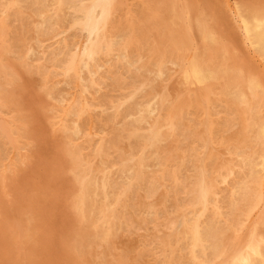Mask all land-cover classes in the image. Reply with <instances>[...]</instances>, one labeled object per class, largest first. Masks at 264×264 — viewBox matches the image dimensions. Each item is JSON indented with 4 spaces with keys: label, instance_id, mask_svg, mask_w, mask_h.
<instances>
[{
    "label": "rangeland",
    "instance_id": "1",
    "mask_svg": "<svg viewBox=\"0 0 264 264\" xmlns=\"http://www.w3.org/2000/svg\"><path fill=\"white\" fill-rule=\"evenodd\" d=\"M228 1L231 4H228ZM237 1L238 0H216V2L215 0H211V1L203 0L202 2L200 0H181V1L180 0H161V1L160 0H148V2L147 0H35V1L34 0H15V1L14 0L13 1L0 0V7H1L0 15L5 17L3 18L2 16H0V22H1L0 24L2 25L0 26V50H1L0 65L2 64V66H8V68L10 69V70L9 69L4 70V73L2 72L0 74V78H1L0 83L2 84V88L0 87L1 89L0 96L2 97V101H0V114H1L0 115L1 117L0 118V132H1L0 133V154H1L0 158L4 162L2 163V161L0 160V169H1L0 170L1 171L0 172L1 174L0 175V264H49V263L59 264L61 261L62 262L60 264H67V262L68 264L70 263L71 264H91V263L92 264H100V263L101 264H115V263L116 264H128V263L129 264H200V263L201 264H258L260 263V259L255 255V252L263 251L262 253L264 254V237H263L264 236L263 235L264 234V220H263L264 219V201H263L264 199H262V197L264 198V192H263L264 186H262L261 179H259L261 175V171L259 167H260L261 161L264 159V142H263L264 135H262L264 134V127H263L264 126V122H263L264 120V84H263L264 83L263 81L264 80V66H263L264 65V62H263L264 55H262L263 54L262 51L259 52L258 50H255L252 46L248 45L245 39V33L243 31L244 30L243 20L241 19V17H239V15H237L238 14L237 6L242 3L241 6L245 4L243 8H246L247 6H249V8L250 7L254 8L256 11L259 12L261 16L263 15V18H264V8H263L264 1L263 0H254V1L253 0H246V1L239 0L238 4H237ZM169 2L171 3V6L169 5L170 4ZM74 4L77 6H75ZM5 5L7 6L5 7ZM206 6L209 9H207ZM13 7L16 9H14ZM19 7L21 8L19 9ZM28 7H31V9ZM202 7L206 10H203ZM225 8L226 10H229L227 13H226ZM235 9L237 13L233 16V14L235 13L234 12ZM30 10H32L33 12ZM146 10H149V11H146ZM231 10L233 11L231 12ZM1 11L3 12L1 13ZM169 11L171 12V14H169L170 13ZM183 11L185 12V14ZM221 11H223L222 12L223 14L221 13ZM203 12H205V14H203ZM8 13L9 15L5 16ZM149 14L151 16H149ZM155 14L157 15L156 16L157 19L155 18ZM217 15H219V18ZM222 15H223V18H222ZM201 16H203V18H200ZM214 17H216V19ZM70 18L71 20L72 19L73 20L71 21ZM206 18L208 19V21ZM47 20H50V22ZM229 20L231 22L227 25ZM44 21L48 22V24L45 23ZM56 21L58 22L55 23ZM216 21L218 24L220 23L221 24L220 25L216 24ZM5 24H7L6 27H3L5 26ZM39 24L41 25L42 28L40 27ZM49 25L51 26L53 25L54 27H51ZM232 25L234 28H231ZM190 26L192 27L190 28ZM211 26H212V29H211ZM219 26H220V29H219ZM238 26H240V28H238ZM12 29L13 31L11 32ZM234 29H236V32ZM54 30H56L57 33L56 31L53 32ZM151 30H153V32ZM218 30L220 31V34ZM228 30L231 34L227 33ZM239 31L241 33H239ZM48 33H49V37H48ZM178 33L180 36L178 35ZM185 34L187 35V37ZM71 35L72 36L74 35L75 37L74 36L72 37ZM238 35L239 36L241 35V37H239ZM155 36H156V39H155ZM118 37L122 39V41L119 40ZM224 39H226L225 43L227 45H225ZM167 40L169 41V44ZM53 41H55V43ZM34 42H37V43H34ZM160 42H161V45H160ZM162 43L164 44V46H162L163 45ZM194 43H197V44L194 45ZM218 43H219V46H218ZM236 44H237V47H236ZM208 45H210V47ZM116 46H118L117 47L118 50H116L117 49ZM36 47L38 48V50L36 49ZM79 48L81 49V51ZM229 48L231 51L230 53H229ZM182 49H183V52H181ZM208 49H209V52H208ZM231 49L234 51V53ZM47 50H48V53H47ZM52 50L55 53H53ZM227 50H228V53H227ZM4 51H6L7 53H5ZM244 52L246 53V55H244L245 54ZM29 53L31 56L29 55ZM196 53H198V55H196ZM254 53L257 54L256 56L257 59L255 58ZM135 55H138V56H135ZM250 56H254V57L251 58ZM115 57H117L118 59ZM20 58L22 62L19 60ZM125 58L127 60V64L124 63ZM253 58H254V61H253ZM87 59H91V65L93 66V70H95L96 68L100 66H103L102 68L103 72L101 71V73L95 79L92 78L91 75L84 68L83 64L85 63ZM95 59H97V61ZM59 60H61V62L64 61L63 64L60 63ZM132 60H134L133 63H132ZM260 60L262 63L260 62ZM16 61H18L17 64H16ZM52 61L54 62V65ZM119 61L121 64L119 63ZM173 63L176 65H173ZM25 64H28V65H25ZM130 65H132V67H130ZM193 65L195 69L198 71L208 72L210 73V75L213 73L212 77L210 76L211 78H209L208 80H198V81L193 80L195 82V84H193L194 82L192 80L191 81L187 80V76L191 73L190 70L192 69ZM30 66H31V69L34 67L32 69L33 72L31 74L26 72L28 67L30 68ZM248 66H250V68ZM61 67L64 69H62ZM227 67L228 69H226ZM156 70L158 72L161 70L160 72H162L161 73L162 77L157 78V79L156 78L154 79V77H152L153 73ZM167 70H169L168 75L166 72ZM188 70L190 73L188 72ZM242 70L244 71V73ZM157 71L155 73H157ZM214 71L216 74L214 73ZM228 71H231V73ZM241 72L243 73L242 74L243 76L241 75ZM10 73L12 74V78L10 76L11 75ZM41 73L44 76L42 77L44 79H41V76H42ZM138 74L140 77H138ZM14 75L16 76V80L13 77ZM213 75H215L216 78ZM9 77L10 79H8ZM217 77H220V78H217ZM137 78H139L140 82ZM38 79L40 80L41 83H39ZM65 79H67L68 81ZM109 79L112 81H109ZM104 81L106 82L105 84H104ZM210 81L211 83H209ZM89 83L90 85H88ZM189 83L192 86H190ZM54 84L56 85L54 86ZM176 84H178L179 87ZM93 85H94V89L93 88L91 89L90 87ZM80 87L81 88L83 87V89H80ZM152 87L153 88L155 87V89H153ZM25 88L28 91H26ZM29 88L31 90H29ZM48 88H50V90H48ZM148 88H150V90ZM96 91L98 92V94L96 93ZM3 92L5 96H3ZM154 92L156 93L154 94ZM84 93L85 95H81ZM21 95H22V98H21ZM236 95H237V98H236ZM13 97H15V99ZM27 97L28 99L26 100ZM64 97L66 98L64 99ZM107 97L109 99H107ZM121 98H123V100H121ZM11 99L14 102H12ZM236 99H237V102H236ZM21 100L24 102H21ZM108 103H111V104L109 105ZM15 104H18V105L15 106ZM23 104H24L23 108H25L26 110L24 113H23L24 110L22 108ZM59 104L61 106L58 107V109H56V107L59 106ZM75 104L77 105V107ZM128 104H129V107H128ZM144 104L146 105L144 106ZM11 105H14L13 107L16 108V111H14V108ZM47 106H48V109H47ZM44 107H45L44 113L46 114H42ZM179 107H181L180 110H179ZM3 108L4 110L5 109L6 110L4 111ZM36 108L38 109L37 112L35 111ZM67 108L69 109L68 111L64 110ZM220 108L222 111H220ZM20 109L21 111H19ZM71 109L73 112H75V115L71 113ZM127 109H129V111ZM154 109L155 111H153ZM228 111L229 113H227ZM57 112L59 113V115ZM9 113L11 115H9ZM158 113H159V116H158ZM144 114L146 115L144 116ZM47 115H49L50 118H46ZM60 115H61V118L63 117L62 120L60 117L58 118V116ZM258 115H259L260 120L258 119ZM55 116H56V119H55ZM68 116H70L69 119H68ZM8 117L9 119H7ZM13 117L16 118V120ZM32 117L33 119L36 117L35 118L36 120L35 119L33 120ZM124 117L126 121L124 120ZM137 117H139V120ZM20 118L22 120H20ZM134 118L136 119L134 120ZM236 118L239 120H236ZM24 120L26 123H24ZM54 120L56 123H54ZM13 121L15 124L13 123ZM133 121H135V123ZM157 121H158V124H157ZM160 121H163V122H160ZM131 124L133 126H131ZM59 125L60 127H58ZM25 126H27V128ZM18 128L19 129L21 128L20 131H22L23 133L22 138H21ZM90 128L91 129L93 128V129L91 130ZM24 129L27 130L28 132L25 131ZM57 129L60 131H58ZM32 131L33 132L36 131V132L33 133ZM59 132L60 133L62 132V133L60 134ZM99 133L101 136L98 135ZM144 133L147 135H145ZM160 133L162 134V137ZM196 133L200 135L199 136L197 135L198 136L197 137ZM214 134L215 135L217 134V135L215 136ZM62 136L63 138H61ZM124 136L125 138H123ZM53 137H56V139ZM80 137L81 139H79ZM134 138H136L137 140ZM155 138L157 140H155ZM104 139L106 140L105 142H104ZM131 139L132 141L134 139V141L132 142ZM28 140L33 141L32 145L34 143L35 144L33 146L30 145L31 143ZM106 142L108 143V145ZM118 142L120 144L122 142L123 145L118 144ZM139 142H140V145L142 143L143 144L140 146ZM23 143H25V147ZM11 144H13L14 147ZM57 144H59L60 147ZM115 144L116 146H113ZM64 145L66 147H64ZM131 145L133 148L131 147ZM19 147H22V148H19ZM21 149L22 151H20ZM92 150H94V152H92ZM134 150H135V153H133ZM140 151H141V154H140ZM22 152L24 154H22ZM26 152H27V155H26ZM114 153L115 154L117 153V154L114 155ZM137 153H138V156L136 155ZM127 155H129L130 157ZM62 157H65V159ZM139 157H140V160H139ZM202 157L203 158L205 157V158L203 159ZM14 158H16V160ZM116 158L118 159L119 162H117ZM63 159L64 161H62ZM19 160L20 162L22 160V162L20 163ZM75 160H78V161H75ZM148 161L149 163L151 162L153 164L152 165L151 163L149 164ZM24 162L25 163L27 162V163L23 164ZM103 162L104 163L106 162V163L104 164ZM106 165H108L109 167ZM255 166L256 168H254ZM17 167L18 169H16ZM5 168H7V170ZM6 171L8 173H6ZM101 171L103 173H101ZM124 171L125 172L127 171V172L125 173ZM62 172L64 173V176H62L63 174ZM96 172L98 173V175ZM209 172H210V175H209ZM146 180L148 182H146ZM65 181L68 183H66ZM90 182L91 183L93 182V183L91 184ZM72 183H75V184H72ZM148 187L150 189H148ZM154 188H156L157 190L156 189L154 190ZM105 192L108 195H106ZM108 192H112V193H108ZM69 193L71 194V196ZM74 194H75V197H74ZM77 194H79L78 198H77ZM114 194L116 195L114 196ZM117 194L119 196H117ZM73 199L75 200L73 201ZM86 199L90 203L87 209H85V203H86L85 201H87ZM99 199H100V202H99ZM61 200L62 202H60ZM93 201H95L96 204ZM208 202H210V204ZM143 203L145 204L143 205ZM66 205L67 207H69V209L66 207ZM47 206L49 207V209ZM72 209L74 212L72 211ZM37 211L39 213H37ZM42 211H43V214H41ZM81 214H83V216ZM38 215H40V218ZM63 215L66 218V220H64L65 218L63 217ZM51 216H53V218ZM86 217L89 218L88 221ZM30 220H32L31 221L32 223H30ZM84 222L85 224H83ZM92 223H95V224H92ZM79 225L81 226V229H85L88 231H90L91 229H95V232L91 230L92 233H94V236L91 234L89 237L83 240L84 242L82 241L78 243V246L75 247L76 249H74L73 253L69 255L67 251L69 239L72 236L74 230L77 231L80 229ZM83 226H87V227H83ZM28 227H32V229L30 230ZM1 228L3 230H1ZM133 229L135 232L133 231ZM57 230L59 233L57 232ZM15 231L17 234H15ZM32 231H34L33 236L31 234ZM50 231H54V232L52 233ZM62 232H63V236H61ZM27 239H29L30 241ZM59 239H61L62 241ZM93 239L95 240L94 242H93ZM6 240H8L9 243L6 242ZM91 240L93 243L90 242ZM110 240H111V243H110ZM21 242H23L24 244ZM242 245L243 247H241ZM42 246L44 248H42ZM82 246L84 249L82 248ZM95 246L97 247L95 248ZM32 247H34V249ZM231 247H233V249ZM13 248L15 249L13 250ZM208 248L211 250H209ZM40 249H43V250L41 251ZM21 251H23V254ZM31 251L32 253H30ZM82 251H86V252H82ZM80 252H82L83 254ZM30 254L32 256H30ZM90 254L92 256H90ZM63 255L64 257H62ZM24 256H27V257L25 258ZM77 257H80V258L77 259ZM222 261H224V263Z\"/></svg>",
    "mask_w": 264,
    "mask_h": 264
},
{
    "label": "bare ground",
    "instance_id": "2",
    "mask_svg": "<svg viewBox=\"0 0 264 264\" xmlns=\"http://www.w3.org/2000/svg\"><path fill=\"white\" fill-rule=\"evenodd\" d=\"M11 1H13V0H11ZM15 1V0H14ZM35 1V0H34ZM161 1V0H160ZM181 1V0H180ZM201 2L203 1V0H200ZM211 1V0H210ZM239 1V0H238ZM238 1H237V4H238ZM241 1H243V0H241ZM246 1V0H245ZM244 1V2H245ZM254 1V0H253ZM264 1V0H263ZM10 2V1H9ZM23 2V1H22ZM31 2V1H30ZM45 2V1H44ZM49 2V1H48ZM56 2V1H55ZM146 2V1H145ZM147 2H148V0H147ZM151 2V1H150ZM193 2V1H192ZM215 2H216V0H215ZM218 2V1H217ZM226 2V1H225ZM81 3V2H80ZM142 3V2H141ZM162 3H164V2H162ZM167 3H168V1H167ZM170 3V2H169ZM206 3V2H205ZM234 3V2H233ZM247 3H248V1H247ZM6 4V3H5ZM14 4V3H13ZM36 4H37V2H36ZM146 4V3H145ZM157 4V3H156ZM186 4V3H185ZM201 4V3H200ZM204 4V3H203ZM212 4H213V2H212ZM219 4V3H218ZM225 4V3H224ZM228 4H231V3H229V1H228ZM242 4V3H241ZM241 4H239L237 7H238V14L237 15H239V17H241V19L243 20V24H244V33H245V39H246V41H247V43H248V45H250V46H252L255 50H258L259 52H263V54L262 55H264V18H263V15L261 16L260 14H259V12L258 11H256L254 8H249V6H247L246 8H243L244 7V5L245 4H243V6H241ZM251 4V3H250ZM263 4V3H262ZM1 5H3V4H1ZM28 5V4H27ZM40 5V4H39ZM75 5V4H74ZM115 5V4H114ZM167 5V4H166ZM170 6H171V3L169 4ZM194 5V4H193ZM199 5V4H198ZM208 5H210V4H208ZM222 5V4H221ZM235 5H236V3H235ZM253 5H255V4H253ZM257 5V4H256ZM7 5H5V7H6ZM30 6V5H29ZM44 6H46V5H44ZM56 6H57V4H56ZM73 6V5H72ZM75 6H77V5H75ZM147 6V5H146ZM168 6V5H167ZM176 6V5H175ZM186 6V5H185ZM202 6H204V5H202ZM212 6V5H211ZM218 6V5H217ZM232 6H234V5H232ZM251 6V5H250ZM3 7V6H2ZM4 7V8H5ZM34 7V6H33ZM53 7V6H52ZM87 7V6H86ZM193 7V6H192ZM1 8V7H0ZM3 8V9H4ZM14 8V7H13ZM21 7H19V9H20ZM28 8H30L31 9V7H28ZM61 8V7H60ZM77 8V7H76ZM172 8H173V6H172ZM200 8V7H199ZM203 8V7H202ZM206 8L207 9H209L207 6H206ZM220 8V7H219ZM218 8V9H219ZM258 8V7H257ZM261 8V7H260ZM264 8V7H263ZM14 9H16V8H14ZM24 9H25V7H24ZM27 9V8H26ZM33 9V8H32ZM58 9V8H57ZM88 9H89V7H88ZM128 9V8H127ZM145 9V8H144ZM164 9V8H163ZM195 9V8H194ZM224 9V8H223ZM234 9V8H233ZM259 9V8H258ZM44 10V9H43ZM52 10V9H51ZM69 10V9H68ZM124 10V9H123ZM122 10V11H123ZM129 10V9H128ZM151 10V9H150ZM172 10V9H171ZM175 10V9H174ZM173 10V11H174ZM178 10V9H177ZM192 10V9H191ZM203 10H206V9H204L203 8ZM213 10H215V9H213ZM225 10H226V8H225ZM23 11V10H22ZM28 11V10H27ZM30 11H32V10H30ZM37 11H38V9H37ZM146 11H149V10H146ZM145 11V12H146ZM160 11V10H159ZM158 11V12H159ZM193 11V10H192ZM209 11H211V10H209ZM229 10H226V13L228 12ZM233 10H231V12H232ZM3 11H1V13H2ZM9 12H11V11H9ZM33 12V11H32ZM50 12V11H49ZM67 12V11H66ZM142 12H143V10H142ZM170 12V11H169ZM184 12V11H183ZM188 12H189V10H188ZM199 12V11H198ZM208 12V11H207ZM223 11H221V13H222ZM230 12V13H231ZM235 13L233 14V16L237 13L236 12V9H235V11H234ZM19 13V12H18ZM46 13V12H45ZM117 13V12H116ZM125 13H126V11H125ZM182 13V12H181ZM196 13V12H195ZM219 13H220V11H219ZM11 14V13H10ZM37 14V13H36ZM67 14V13H66ZM72 14V13H71ZM143 14V13H142ZM145 14V13H144ZM152 14V13H151ZM167 14H168V12H167ZM169 14H171V12L169 13ZM184 14H185V12H184ZM183 14V15H184ZM203 14H205V12H203ZM209 14H211V13H209ZM223 14V13H222ZM9 15V13L7 14V15H5V16H8ZM18 15V14H17ZM47 15V14H46ZM163 15V14H162ZM174 15H176V14H174ZM181 15V14H180ZM236 15V16H237ZM0 16H2V15H0ZM131 16V15H130ZM133 16H134V14H133ZM149 16H151L150 14H149ZM156 14H155V18H156ZM171 16V15H170ZM179 16V15H178ZM185 16V15H184ZM212 16V15H211ZM218 16V18H219V15H217ZM3 17V16H2ZM40 17V16H39ZM44 17V16H43ZM71 17V16H70ZM112 17V16H111ZM120 17V16H119ZM118 17V18H119ZM152 17H153V15H152ZM168 17H169V15H168ZM174 17V16H173ZM177 17V16H176ZM180 17V16H179ZM207 17V16H206ZM3 18H5V17H3ZM67 18V17H66ZM133 18V17H132ZM132 18H130V19H132ZM159 18V17H158ZM181 18V17H180ZM183 18V17H182ZM189 18V17H188ZM191 18V17H190ZM200 18H203V16H201ZM199 18V19H200ZM205 18V17H204ZM215 19H216V17H214ZM222 18H223V15H222ZM226 18V17H225ZM229 18V17H228ZM51 19V18H50ZM69 19V18H68ZM157 19V18H156ZM170 19V18H169ZM194 19V18H193ZM195 19H196V17H195ZM207 19V18H206ZM240 19V18H239ZM14 20V19H13ZM54 20V19H53ZM70 20H71V18H70ZM73 20V19H72ZM71 20V21H72ZM77 20V19H76ZM147 20V19H146ZM153 20H154V18H153ZM161 20V19H160ZM178 20H179V18H178ZM183 20V19H182ZM191 20V19H190ZM218 20V19H217ZM231 20V19H230ZM229 20V22L227 23V25L231 22ZM47 21H49L50 22V20H47ZM197 21V20H196ZM207 21H208V19H207ZM220 21V20H219ZM233 21V20H232ZM10 22V21H9ZM45 22V21H44ZM58 21H56L55 23H57ZM64 22V21H63ZM70 22V21H69ZM131 22V21H130ZM174 22V21H173ZM187 22H188V20H187ZM223 22V21H222ZM241 22V21H240ZM1 23V22H0ZM2 23H3V21H2ZM7 23V22H6ZM27 23V22H26ZM45 23H47L48 24V22H45ZM111 23V22H110ZM137 23V22H136ZM180 23V22H179ZM184 23V22H183ZM191 23V22H190ZM220 23V22H219ZM225 23V22H224ZM223 23V24H224ZM31 24H32V22H31ZM169 24V23H168ZM175 24H177V23H175ZM174 24V25H175ZM193 24V23H192ZM198 24V23H197ZM196 24V25H197ZM201 24H202V22H201ZM200 24V25H201ZM208 24V23H207ZM216 24H218L217 23V21H216ZM221 24V23H220ZM220 24H218V25H220ZM6 25L7 24H5V26H3V27H6ZM40 25V24H39ZM65 25V24H64ZM66 25H68V24H66ZM96 25V24H95ZM111 25V24H110ZM132 25V24H131ZM143 25V24H142ZM179 25H181V24H179ZM215 25V24H214ZM217 25V26H218ZM239 25V24H238ZM0 26H2L1 24H0ZM36 26V25H35ZM48 26V25H47ZM49 26H51V25H49ZM73 26V25H72ZM113 26V25H112ZM111 26V27H112ZM133 26V25H132ZM150 26V25H149ZM166 26V25H165ZM171 26V25H170ZM177 26V25H176ZM189 26V25H188ZM193 26V25H192ZM192 26H190V28L192 27ZM204 26V25H203ZM242 26V25H241ZM40 27H41V25H40ZM51 27H54L53 25L51 26ZM144 27V26H143ZM201 27V26H200ZM231 27V26H230ZM7 28H8V26H7ZM42 28V27H41ZM121 28V27H120ZM163 28V27H162ZM172 28H173V26H172ZM180 28V27H179ZM188 28V27H187ZM206 28V27H205ZM214 28V27H213ZM231 28H234L233 27V25H232V27ZM238 28H240V26H238ZM3 29H5V28H3ZM66 29V28H65ZM146 29V28H145ZM170 29V28H169ZM211 29H212V26H211ZM211 29H210V31H211ZM218 29V28H217ZM219 29H220V26H219ZM2 30V29H1ZM39 30V29H38ZM46 30H47V28H46ZM112 30V29H111ZM126 30V29H125ZM159 30V29H158ZM173 30V29H172ZM175 30H176V28H175ZM180 30V29H179ZM192 30H194V29H192ZM200 30V29H199ZM203 30V29H202ZM235 30V32H236V29H234ZM3 31V30H2ZM13 31V29L11 30V32ZM20 31V30H19ZM31 31V30H30ZM29 31V32H30ZM43 31H44V29H43ZM56 30H54L53 32H55ZM95 31V30H94ZM145 31V30H144ZM152 32H153V30H151ZM174 31V30H173ZM190 31V30H189ZM213 31V30H212ZM217 31V30H216ZM219 31V30H218ZM232 31V30H231ZM28 32V33H29ZM49 32V31H48ZM61 32V31H60ZM59 32V33H60ZM152 32H151V34H152ZM175 32V31H174ZM203 32V31H202ZM205 32H206V30H205ZM222 32H223V30H222ZM56 33H57V31H56ZM91 33V32H90ZM144 33V32H143ZM181 33V32H180ZM199 33H200V31H199ZM227 33H229V34H231L230 32H229V30H228V32ZM239 33H241L240 31H239ZM23 34H24V32H23ZM43 34V33H42ZM44 34H45V32H44ZM92 34V33H91ZM125 34V33H124ZM162 34V33H161ZM166 34V33H165ZM192 34V33H191ZM219 34H220V31H219ZM225 34V33H224ZM60 35V34H59ZM99 35V34H98ZM120 35V34H119ZM175 35V34H174ZM178 35H179V33H178ZM186 35V34H185ZM195 35V34H194ZM44 36V35H43ZM72 36V35H71ZM74 36V35H73ZM72 36V37H73ZM180 36V35H179ZM212 36H213V34H212ZM215 36H216V34H215ZM215 36H214V38H215ZM219 36V35H218ZM234 36H235V34H234ZM239 36V35H238ZM25 37V36H24ZM48 37H49V33H48ZM75 37V36H74ZM125 37H126V35H125ZM159 37V36H158ZM166 37V36H165ZM174 37V36H173ZM182 37V36H181ZM186 37H187V35H186ZM206 37V36H205ZM229 37V36H228ZM239 37H241V35L239 36ZM239 37H238V39H239ZM243 37V36H242ZM56 38V37H55ZM79 38V37H78ZM86 38H87V36H86ZM89 38H90V36H89ZM116 38V37H115ZM137 38V37H136ZM150 38V37H149ZM178 38V37H177ZM184 38H185V36H184ZM193 38V37H192ZM194 38H195V36H194ZM203 38H204V36H203ZM227 38V37H226ZM231 38V37H230ZM235 38V37H234ZM2 39V38H1ZM19 39V38H18ZM23 39V38H22ZM30 39V38H29ZM38 39H39V37H38ZM69 39V38H68ZM93 39V38H92ZM100 39V38H99ZM118 39L119 40H121L122 41V39H120L119 37H118ZM146 39V38H145ZM155 39H156V36H155ZM154 39V40H155ZM169 39V38H168ZM221 39V38H220ZM232 39V38H231ZM8 40V39H7ZM28 40V39H27ZM62 40H63V38H62ZM67 40V39H66ZM84 40H86V39H84ZM107 40V39H106ZM118 40V41H119ZM125 40H126V38H125ZM183 40V39H182ZM185 40V39H184ZM203 40V39H202ZM210 40V39H209ZM226 39H224V43L226 42L225 41ZM228 40V39H227ZM4 41V40H3ZM19 41H21V40H19ZM36 41V40H35ZM56 41H57V39H56ZM70 41V40H69ZM72 41V40H71ZM89 41V40H88ZM108 41V40H107ZM168 41V40H167ZM186 41H187V39H186ZM234 41V40H233ZM242 41H243V39H242ZM241 41V42H242ZM5 42V41H4ZM15 42V41H14ZM54 43H55V41H53ZM60 42H62V41H60ZM59 42V43H60ZM64 42V41H63ZM125 42V41H124ZM142 42V41H141ZM203 42V41H202ZM231 42V41H230ZM238 42V41H237ZM8 43H9V41H8ZM34 43H37V42H34ZM98 43V42H97ZM156 43V42H155ZM199 43V42H198ZM223 43V44H224ZM3 44V43H2ZM49 44V43H48ZM58 44V43H57ZM75 44V43H74ZM84 44V43H83ZM163 44V43H162ZM168 44H169V41H168ZM197 43H194V45H196ZM229 44V43H228ZM232 44V43H231ZM244 44V43H243ZM246 44V43H245ZM22 45V44H21ZM26 45V44H25ZM50 45V44H49ZM160 45H161V42H160ZM193 45V46H194ZM200 45V44H199ZM203 45V44H202ZM222 45V44H221ZM225 45H227L226 43H225ZM233 45V44H232ZM2 46V45H1ZM10 46V45H9ZM58 46V45H57ZM85 46H87V45H85ZM85 46H83V47H85ZM122 46V45H121ZM162 46H164V44L162 45ZM204 46V45H203ZM209 47H210V45H208ZM218 46H219V43H218ZM246 46V45H245ZM45 47H47V46H45ZM53 47V46H52ZM82 47V48H83ZM118 46H116V48H117ZM206 47V46H205ZM204 47V48H205ZM212 47V46H211ZM214 47V46H213ZM228 47V46H227ZM236 47H237V44H236ZM3 48V47H2ZM11 48V47H10ZM13 48V47H12ZM21 48H22V46H21ZM50 48V47H49ZM69 48V47H68ZM75 48V47H74ZM161 48V47H160ZM160 48H159V50H160ZM190 48V47H189ZM193 48V47H192ZM200 48V47H199ZM203 48V47H202ZM221 48V47H220ZM224 48V47H223ZM9 49V48H8ZM7 49V50H8ZM34 49H35V47H34ZM36 49L38 50V48L36 47ZM41 49V48H40ZM55 49H56V47H55ZM80 49V48H79ZM98 49H99V47H98ZM139 49V48H138ZM137 49V50H138ZM187 49V48H186ZM195 49V48H194ZM228 49V48H227ZM235 49V48H234ZM245 49H246V47H245ZM6 50V51H7ZM44 50V49H43ZM73 50V49H72ZM116 50H118V48L116 49ZM115 50V51H116ZM206 50V49H205ZM232 50V49H231ZM238 50V49H237ZM6 51H4L5 53H7ZM50 51V50H49ZM53 51V50H52ZM63 51V50H62ZM80 51H81V49H80ZM140 51H142V50H140ZM164 51V50H163ZM186 51V50H185ZM188 51H189V49H188ZM220 51V50H219ZM233 51V50H232ZM0 52H1V50H0ZM35 52V51H34ZM42 52V51H41ZM104 52V51H103ZM160 52V51H159ZM181 52H183V49H182V51ZM200 52V51H199ZM206 52V51H205ZM205 52H204V54H205ZM208 52H209V49H208ZM214 52V51H213ZM231 51H230V48H229V53H230ZM250 52V51H249ZM252 52V51H251ZM11 53V52H10ZM27 53V52H26ZM38 53V52H37ZM47 53H48V50H47ZM53 53H55L54 51H53ZM113 53V52H112ZM156 53V52H155ZM194 53V52H193ZM227 53H228V50H227ZM226 53V54H227ZM233 53H234V51H233ZM232 53V54H233ZM239 53V52H238ZM237 53V54H238ZM245 53V52H244ZM258 53V52H257ZM34 54V53H33ZM41 54V53H40ZM43 54V53H42ZM122 54V53H121ZM130 54V53H129ZM140 54V53H139ZM151 54V53H150ZM202 54H203V52H202ZM253 54V53H252ZM259 54V53H258ZM29 55H30V53H29ZM59 55V54H58ZM58 55H57V57H58ZM79 55V54H78ZM102 55H103V53H102ZM144 55V54H143ZM196 55H198V53H196ZM223 55V54H222ZM225 55V54H224ZM244 55H246V53L244 54ZM254 55H255V58L257 59V54H255L254 53ZM4 56V55H3ZM7 56V55H6ZM11 56V55H10ZM25 56V55H24ZM31 56V55H30ZM36 56V55H35ZM42 56V55H41ZM64 56V55H63ZM62 56V57H63ZM118 56V55H117ZM135 56H138V55H135ZM147 56V55H146ZM160 56V55H159ZM200 56V55H199ZM206 56V55H205ZM260 56V55H259ZM2 57V56H1ZM33 57V56H32ZM48 57H49V55H48ZM66 57V56H65ZM98 57V56H97ZM112 57V56H111ZM133 57V56H132ZM152 57V56H151ZM155 57V56H154ZM183 57H184V55H183ZM197 57V56H196ZM207 57V56H206ZM216 57V56H215ZM223 57V56H222ZM232 57V56H231ZM241 57V56H240ZM247 57V56H246ZM251 58L252 57H254V56H250ZM261 57V56H260ZM8 58V57H7ZM9 58H11V57H9ZM36 58V57H35ZM35 58H33V59H35ZM42 58V57H41ZM46 58V57H45ZM56 58V57H55ZM107 58V57H106ZM115 58H117V57H115ZM119 58H120V56H119ZM138 58V57H137ZM182 58V57H181ZM220 58H221V56H220ZM245 58V57H244ZM248 58V57H247ZM263 58V57H262ZM13 59V58H12ZM29 59H30V57H29ZM37 59H39V58H37ZM100 59V58H99ZM118 59V58H117ZM198 59V58H197ZM204 59V58H203ZM229 59V58H228ZM241 59V58H240ZM250 59V58H249ZM255 59V60H256ZM260 59V58H259ZM8 60V59H7ZM21 62H22V60H21V58L19 59ZM48 60V59H47ZM96 61H97V59H95ZM147 60H148V58H147ZM176 60V59H175ZM201 60V59H200ZM210 60H211V58H210ZM222 60V59H221ZM235 60V59H234ZM248 60V59H247ZM246 60V61H247ZM6 61V60H5ZM15 61V60H14ZM24 61V60H23ZM40 61V60H39ZM60 61V63H62L63 64V62H61V60H59ZM99 61V60H98ZM133 61L134 60H132V63H133ZM152 61V60H151ZM178 61V60H177ZM183 61V60H182ZM181 61V62H182ZM192 61V60H191ZM216 61V60H215ZM253 61H254V58H253ZM257 61V60H256ZM1 62V61H0ZM2 62H3V60H2ZM37 62V61H36ZM44 62H45V60H44ZM53 62V61H52ZM58 62V61H57ZM67 62V61H66ZM113 62V61H112ZM111 62V63H112ZM169 62V61H168ZM207 62H208V60H207ZM213 62V61H212ZM220 62H222V61H220ZM227 62V61H226ZM260 62H261V60H260ZM264 62V61H263ZM5 63V62H4ZM18 63V61H16V64ZM95 63V62H94ZM103 63V62H102ZM106 63V62H105ZM114 63H115V61H114ZM119 63H120V61H119ZM124 63L125 64H127V60H126V58L124 59ZM135 63V62H134ZM176 63V62H175ZM187 63V62H186ZM192 63V62H191ZM249 63V62H248ZM250 63H252V62H250ZM262 63V62H261ZM108 64V63H107ZM121 64V63H120ZM193 64H195V63H193ZM215 64V63H214ZM258 64V63H257ZM4 65V64H3ZM20 65V64H19ZM25 65H28V64H25ZM47 65H48V63H47ZM53 65H54V62H53ZM57 65V64H56ZM61 65V64H60ZM84 65V68H85V70H87V72L91 75V77L92 78H97L98 77V75L101 73V71L103 72V70H102V68H103V66H100V67H98V68H96L95 70H93V66L91 65V59H87L86 61H85V63L83 64ZM116 65H117V63H116ZM148 65V64H147ZM160 65V64H159ZM165 65V64H164ZM163 65V66H164ZM173 65H176V64H174L173 63ZM255 65V64H254ZM13 66V65H12ZM23 66V65H22ZM36 66H37V64H36ZM45 66V65H44ZM43 66V67H44ZM109 66H111V65H109ZM108 66V67H109ZM113 66H114V64H113ZM162 66V65H161ZM167 66V65H166ZM210 66V65H209ZM213 66V65H212ZM264 66V65H263ZM25 67V66H24ZM23 67V68H24ZM46 67V66H45ZM52 67V66H51ZM58 67V66H57ZM78 67V66H77ZM122 67V66H121ZM130 67H132V65H130ZM149 67V66H148ZM155 67V66H154ZM160 67V66H159ZM179 67V66H178ZM187 67V66H186ZM249 68H250V66H248ZM255 67V66H254ZM34 68V67H33ZM32 68V69H33ZM37 68V67H36ZM42 68V67H41ZM40 68V69H41ZM62 68V67H61ZM156 68V67H155ZM182 68V67H181ZM222 68V67H221ZM256 68V67H255ZM7 69H9L8 68V66H2V64L0 65V74L3 72L4 73V70H7ZM25 69V68H24ZM31 69V66H30V68L28 67V69H27V71L26 72H28V73H32L33 72V70ZM38 69V68H37ZM50 69V68H49ZM62 69H64V68H62ZM61 69V70H62ZM79 69V68H78ZM116 69H117V67H116ZM120 69V68H119ZM123 69V68H122ZM133 69V68H132ZM154 69V68H153ZM160 69V68H159ZM165 69V68H164ZM164 69H163V71H164ZM226 69H228V67L226 68ZM257 69V68H256ZM10 70V69H9ZM22 70V69H21ZM45 70V69H44ZM57 70V69H56ZM155 70V69H154ZM182 70V69H181ZM222 70V69H221ZM40 71V70H39ZM42 71V70H41ZM46 71V70H45ZM113 71H115V70H113ZM157 71V70H156ZM155 71V72H156ZM161 71V70H160ZM158 72L157 71V73H153V75H152V77H154V79L156 78H160V77H162L161 75V73L162 72ZM191 71V73L189 72V70H188V72L190 73L188 76H187V80H196V81H198V80H208L209 78H211L212 77V74L210 75V73H208V72H202V71H198V70H196L195 69V67H194V65H193V67H192V69L190 70ZM243 71V70H242ZM258 71V70H257ZM10 72V71H9ZM13 72V71H12ZM36 72H38V71H36ZM80 72V71H79ZM83 72V71H82ZM151 72H152V70H151ZM167 72V75H168V73H169V70H167L166 71ZM165 72V73H166ZM178 72V71H177ZM180 72V71H179ZM225 72V71H224ZM228 72H230L231 73V71H228ZM228 72H227V74H228ZM260 72H261V70H260ZM17 73V72H16ZM24 73V72H23ZM56 73V72H55ZM115 73V72H114ZM148 73V72H147ZM214 73H215V71H214ZM218 73V72H217ZM243 73H244V71H243ZM242 72H241V75L243 74ZM11 74V73H10ZM14 74V73H13ZM80 74V73H79ZM85 74H86V72H85ZM178 74V73H177ZM216 74V73H215ZM236 74V73H235ZM251 74V73H250ZM256 74V73H255ZM7 75V74H6ZM41 75H42V73H41ZM48 75V74H47ZM50 75V74H49ZM90 75H89V77H90ZM104 75V74H103ZM102 75V76H103ZM111 75V74H110ZM132 75H133V73H132ZM131 75V76H132ZM141 75V74H140ZM150 75V74H149ZM173 75V74H172ZM223 75H224V73H223ZM9 76V75H8ZM11 76V78H12V74L10 75ZM36 76H37V74H36ZM52 76V75H51ZM55 76V75H54ZM84 76V75H83ZM88 76V75H87ZM101 76V77H102ZM120 76V75H119ZM127 76V75H126ZM125 76V77H126ZM129 76V75H128ZM142 76H144V75H142ZM171 76V75H170ZM182 76H183V74H182ZM211 76V77H210ZM213 76H215V75H213ZM226 76V75H225ZM233 76V75H232ZM237 76V75H236ZM243 76V75H242ZM248 76V75H247ZM14 78H15V80H16V76L14 75L13 76ZM17 77H18V75H17ZM25 77V76H24ZM42 77H44L43 75L41 76V79H44V78H42ZM113 77H114V75H113ZM138 77H140L139 76V74H138ZM164 77H165V75H164ZM221 77V76H220ZM220 77H217V78H220ZM228 77H230V76H228ZM255 77V76H254ZM21 78V77H20ZM38 78H39V76H38ZM91 78V79H92ZM117 78V77H116ZM119 78V77H118ZM133 78V77H132ZM131 78V79H132ZM144 78V77H143ZM215 78H216V76H215ZM1 79V78H0ZM8 79H10V77L8 78ZM106 79H107V77H106ZM105 79V80H106ZM138 80H139V78H137ZM177 79V78H176ZM11 80H13V79H11ZM65 80H67V79H65ZM82 80H83V78H82ZM135 80V79H134ZM149 80H151V79H149ZM168 80V79H167ZM246 80V79H245ZM4 81V80H3ZM18 81V80H17ZM21 81V80H20ZM19 81V82H20ZM38 81H39V83H41L40 82V80L38 79ZM48 81H49V79H48ZM68 81V80H67ZM102 81V80H101ZM108 81V80H107ZM109 81H112V80H110L109 79ZM128 81V80H127ZM130 81V80H129ZM136 81V80H135ZM141 81H142V79H141ZM193 81V82H194ZM218 81V80H217ZM264 81V80H263ZM11 82V81H10ZM16 82V81H15ZM18 82V83H19ZM27 82H28V80H27ZM65 82V81H64ZM63 82V83H64ZM82 82V81H81ZM86 82H87V80H86ZM117 82V81H116ZM122 82H123V80H122ZM139 82H140V80H139ZM154 82H155V80H154ZM162 82V81H161ZM208 82V81H207ZM219 82H220V80H219ZM262 82V81H261ZM7 83V82H6ZM8 83H9V81H8ZM7 83V84H8ZM21 83H23V82H21ZM25 83V82H24ZM45 83V82H44ZM54 83V82H53ZM66 83V82H65ZM80 83V82H79ZM84 83V82H83ZM93 83V82H92ZM95 83H97V82H95ZM106 82L104 81V84H105ZM153 83V82H152ZM209 83H211V81L209 82ZM1 84V83H0ZM5 84V83H4ZM28 84H30V83H28ZM46 84V83H45ZM85 84H87V83H85ZM100 84V83H99ZM132 84V83H131ZM156 84V83H155ZM173 84H174V82H173ZM179 84V83H178ZM178 84H176V85H178ZM186 84V83H185ZM192 84V83H191ZM193 84H195V82L193 83ZM205 84H206V82H205ZM241 84H242V82H241ZM246 84H248V83H246ZM245 84V85H246ZM264 84V83H263ZM262 84V85H263ZM26 85V84H25ZM56 84H54V86H55ZM65 85V84H64ZM63 85V86H64ZM75 85V84H74ZM88 85H90V83L88 84ZM97 85V84H96ZM107 85V84H106ZM112 85H114V84H112ZM116 85V84H115ZM136 85V84H135ZM140 85V84H139ZM170 85V84H169ZM172 85V84H171ZM182 85V84H181ZM189 85H190V83H189ZM200 85V84H199ZM18 86H19V84H18ZM21 86V85H20ZM42 86V85H41ZM76 86V85H75ZM102 86V85H101ZM164 86V85H163ZM190 86H192V85H190ZM1 88H2V84H1V86H0ZM32 87V86H31ZM40 87V86H39ZM43 87V86H42ZM44 87H45V85H44ZM117 87V86H116ZM128 87V86H127ZM146 87H147V85H146ZM174 87H175V85H174ZM178 87H179V85H178ZM196 87V86H195ZM214 87H216V86H214ZM257 87V86H256ZM7 88V87H6ZM5 88V89H6ZM11 88V87H10ZM33 88V87H32ZM59 88V87H58ZM78 88V87H77ZM91 89L93 88L94 89V85L93 86H91L90 87ZM108 88H109V86H108ZM130 88V87H129ZM153 88V87H152ZM168 88V87H167ZM183 88H184V86H183ZM187 88H188V86H187ZM186 88V89H187ZM258 88V87H257ZM4 89V88H3ZM24 89V88H23ZM26 89V88H25ZM47 89V88H46ZM52 89V88H51ZM63 89V88H62ZM69 89H70V87H69ZM80 89H83V87L81 88L80 87ZM89 89V88H88ZM97 89V88H96ZM107 89V88H106ZM126 89V88H125ZM134 89V88H133ZM149 90H150V88H148ZM153 89H155V87L153 88ZM152 89V90H153ZM29 90H31L30 88H29ZM37 90V89H36ZM41 90H43V89H41ZM48 90H50V88H48ZM48 90H47V92H48ZM57 90V89H56ZM128 90V89H127ZM132 90V89H131ZM183 90V89H182ZM212 90V89H211ZM214 90V89H213ZM220 90V89H219ZM246 90V89H245ZM0 91H1V89H0ZM3 91V90H2ZM8 91V90H7ZM26 91H28L27 89H26ZM34 91V90H33ZM45 91V90H44ZM66 91V90H65ZM99 91V90H98ZM110 91V90H109ZM117 91V90H116ZM148 91V90H147ZM160 91V90H159ZM261 91V90H260ZM80 92H81V90H80ZM135 92V91H134ZM142 92V91H141ZM244 92V91H243ZM257 92V91H256ZM8 93V92H7ZM14 93H15V91H14ZM54 93V92H53ZM77 93V92H76ZM96 93L98 94V92L96 91ZM96 93H95V95H96ZM132 93V92H131ZM156 92H154V94H155ZM177 93V92H176ZM185 93V92H184ZM188 93V92H187ZM236 93V92H235ZM247 93V92H246ZM249 93V92H248ZM9 94V93H8ZM33 94V93H32ZM141 94V93H140ZM147 94V93H146ZM231 94V93H230ZM229 94V95H230ZM243 94V93H242ZM254 94V93H253ZM16 95V94H15ZM81 95H85V93L84 94H81ZM129 95H131V94H129ZM138 95V94H137ZM153 95V94H152ZM172 95V94H171ZM222 95V94H221ZM3 96H5L4 95V92H3ZM8 96V95H7ZM10 96H12V95H10ZM157 96V95H156ZM247 96H248V94H247ZM20 97V96H19ZM33 97H34V95H33ZM68 97V96H67ZM76 97V96H75ZM84 97V96H83ZM125 97V96H124ZM137 97V96H136ZM182 97V96H181ZM11 98V97H10ZM14 99H15V97H13ZM12 98V99H13ZM21 98H22V95H21ZM37 98H38V96H37ZM42 98V97H41ZM44 98V97H43ZM63 98V97H62ZM66 97H64V99H65ZM85 98V97H84ZM134 98V97H133ZM132 98V99H133ZM155 98V97H154ZM177 98V97H176ZM205 98V97H204ZM236 98H237V95H236ZM7 99H8V97H7ZM11 99V100H12ZM28 99V97L26 98V100ZM33 99V98H32ZM69 99H70V97H69ZM81 99H82V97H81ZM90 99V98H89ZM97 99H98V97H97ZM107 99H109L108 97H107ZM141 99V98H140ZM234 99V98H233ZM238 99H240V98H238ZM20 100V99H19ZM120 100V99H119ZM121 100H123V98H121ZM149 100V99H148ZM154 100V99H153ZM180 100V99H179ZM253 100H254V98H253ZM262 100V99H261ZM0 101H2V97L0 96ZM53 101V100H52ZM65 101V100H64ZM79 101V100H78ZM84 101V100H83ZM97 101V100H96ZM108 101V100H107ZM151 101V100H150ZM159 101V100H158ZM173 101V100H172ZM215 101V100H214ZM225 101V100H224ZM3 102H4V100H3ZM12 102H14L13 100H12ZM11 102V103H12ZM18 102V101H17ZM21 102H24V101H22L21 100ZM27 102V101H26ZM29 102V101H28ZM59 102V101H58ZM104 102V101H103ZM106 102V101H105ZM110 102V101H109ZM117 102V101H116ZM115 102V103H116ZM141 102V101H140ZM178 102V101H177ZM176 102V103H177ZM204 102H205V100H204ZM236 102H237V99H236ZM254 102V101H253ZM253 102H251V103H253ZM16 103V102H15ZM20 103V102H19ZM36 103V102H35ZM68 103V102H67ZM72 103H73V101H72ZM94 103V102H93ZM98 103V102H97ZM119 103V102H118ZM148 103H149V101H148ZM158 103V102H157ZM2 104V103H1ZM30 104V103H29ZM53 104V103H52ZM92 104V103H91ZM90 104V105H91ZM109 105L111 104V103H108ZM135 104V103H134ZM16 105H18V104H15V106ZM58 105V104H57ZM72 105V104H71ZM76 105V104H75ZM140 105V104H139ZM138 105V106H139ZM146 104H144V106H145ZM182 105V104H181ZM250 105V104H249ZM3 106V105H2ZM5 106V105H4ZM12 107L14 106V105H11ZM10 106V107H11ZM23 106H24V104L22 105V108H23ZM28 106H30V105H28ZM36 106V105H35ZM54 106H56V105H54ZM61 105L59 104V106H57L56 107V109H58V107H60ZM101 106V105H100ZM130 106H131V104H130ZM134 106V105H133ZM135 106H137V105H135ZM143 106V105H142ZM143 106V107H144ZM171 106V105H170ZM245 106H246V104H245ZM244 106V107H245ZM39 107V106H38ZM41 107V106H40ZM68 107V106H67ZM71 107V106H70ZM73 107V106H72ZM76 107H77V105H76ZM79 107V106H78ZM87 107V106H86ZM106 107H107V105H106ZM126 107V106H125ZM128 107H129V104H128ZM127 107V108H128ZM153 107V106H152ZM174 107V106H173ZM209 107V106H208ZM226 107H228V106H226ZM260 107V106H259ZM9 108V107H8ZM14 108V107H13ZM12 108V109H13ZM31 108H32V106H31ZM82 108V107H81ZM84 108H85V106H84ZM99 108V107H98ZM112 108V107H111ZM118 108V107H117ZM133 108V107H132ZM135 108V107H134ZM137 108V107H136ZM162 108H164V107H162ZM161 108V109H162ZM166 108V107H165ZM180 108L181 107H179V110H180ZM184 108V107H183ZM206 108V107H205ZM11 109V108H10ZM47 109H48V106H47ZM62 109V108H61ZM60 109V110H61ZM93 109V108H92ZM125 109V108H124ZM131 109V108H130ZM225 109V108H224ZM3 110H4V108H3ZM6 110V109H5ZM4 110V111H5ZM23 113L26 111L25 110V108H23ZM32 110H33V108H32ZM44 110H45V107H44V109H43V112H42V114H46V113H44ZM50 110H52V109H50ZM64 110H69L68 108L67 109H64ZM119 110V109H118ZM123 110V109H122ZM128 111H129V109H127ZM127 110H125V111H127ZM133 110V109H132ZM163 110V109H162ZM178 110V111H179ZM183 110V109H182ZM14 111H16V108H14ZM19 111H21V109L19 110ZM35 111L37 112L38 111V109L36 108L35 109ZM66 111V112H67ZM100 111V110H99ZM114 111H115V109H114ZM153 111H155V109L153 110ZM185 111V110H184ZM220 111H222L221 110V108H220ZM256 111V110H255ZM18 112V111H17ZM32 112V111H31ZM46 112H48V111H46ZM52 112V111H51ZM65 112V111H64ZM90 112V111H89ZM108 112V111H107ZM112 112V111H111ZM138 112V111H137ZM216 112V111H215ZM10 113H11V111H10ZM9 113V115H11ZM58 113V112H57ZM62 113V112H61ZM68 113V112H67ZM71 113L73 114V115H75V112H73L72 111V109H71ZM91 113V112H90ZM100 113V112H99ZM132 113V112H131ZM150 113V112H149ZM149 113H147V114H149ZM159 113H160V111H159ZM159 113H158V116H159ZM170 113V112H169ZM227 113H229V111L227 112ZM257 113V112H256ZM4 114V113H3ZM8 114V113H7ZM14 114V113H13ZM53 114V113H52ZM52 114H50V115H52ZM64 114V113H63ZM102 114V113H101ZM110 114V113H109ZM116 114V113H115ZM115 114H114V116H115ZM121 114V113H120ZM151 114V113H150ZM172 114V113H171ZM178 114V113H177ZM176 114V115H177ZM217 114V113H216ZM219 114V113H218ZM258 114V113H257ZM259 114H260V112H259ZM1 115V114H0ZM15 115H16V113H15ZM28 115H29V113H28ZM36 115V114H35ZM54 115V114H53ZM58 115H59V113H58ZM82 115V114H81ZM146 114H144V116H145ZM4 116V115H3ZM22 116H24V115H22ZM40 116V115H39ZM57 116V115H56ZM56 116H55V119H56ZM63 116V115H62ZM108 116V115H107ZM112 116V115H111ZM135 116V115H134ZM137 116H138V114H137ZM174 116H175V114H174ZM173 116V117H174ZM5 117V116H4ZM17 117V116H16ZM41 117V116H40ZM61 118V115L60 116H58V118ZM66 117V116H65ZM69 117L70 116H68V119H69ZM76 117V116H75ZM170 117H171V115H170ZM1 118V117H0ZM14 118V117H13ZM25 118V117H24ZM29 118V117H28ZM36 118V117H35ZM34 118V119H35ZM46 118H50L49 117V115H47V117ZM82 118V117H81ZM86 118V117H85ZM113 118H115V117H113ZM129 118V117H128ZM130 118H132V117H130ZM138 118V120H139V117H137ZM146 118V117H145ZM176 118V117H175ZM181 118V117H180ZM235 118V117H234ZM261 118H262V116H261ZM7 119H9V117L7 118ZM15 120H16V118H14ZM26 119V118H25ZM32 119H33V117H32ZM33 119V120H34ZM63 119V117L61 118V120ZM83 119V118H82ZM87 119V118H86ZM90 119H92V118H90ZM111 119H112V117H111ZM136 118H134V120H135ZM170 119V118H169ZM172 119V118H171ZM174 119V118H173ZM177 119V118H176ZM224 119V118H223ZM258 119H259V115H258ZM20 120H22L21 118H20ZM36 120V119H35ZM49 120V119H48ZM52 120V119H51ZM122 120H123V118H122ZM124 120H125V117H124ZM127 120H129V119H127ZM141 120V119H140ZM163 120V119H162ZM236 120H239V119H237L236 118ZM260 120V119H259ZM7 121V120H6ZM10 121V120H9ZM28 121V120H27ZM30 121V120H29ZM57 121V120H56ZM126 121V120H125ZM168 121V120H167ZM166 121V122H167ZM173 121V120H172ZM185 121V120H184ZM18 122H20V121H18ZM32 122V121H31ZM40 122V121H39ZM47 122V121H46ZM96 122V121H95ZM118 122H120V121H118ZM117 122V123H118ZM134 123H135V121H133ZM141 122V121H140ZM160 122H163V121H160ZM263 122H264V120H263ZM12 123V122H11ZM13 123H14V121H13ZM23 123V122H22ZM21 123V124H22ZM24 123H26L25 122V120H24ZM53 123V122H52ZM51 123V124H52ZM54 123H56L55 122V120H54ZM59 123V122H58ZM61 123V122H60ZM83 123V122H82ZM132 123V122H131ZM230 123V122H229ZM228 123V124H229ZM260 123H261V121H260ZM15 124V123H14ZM20 124V125H21ZM28 124V123H27ZM140 124V123H139ZM157 124H158V121H157ZM184 124V123H183ZM49 125V124H48ZM55 125V124H54ZM66 125V124H65ZM70 125V124H69ZM112 125V124H111ZM130 125V124H129ZM138 125V124H137ZM180 125V124H179ZM182 125V124H181ZM240 125V124H239ZM238 125V126H239ZM262 125V124H261ZM6 126V125H5ZM28 126V125H27ZM27 126H25L26 128H27ZM45 126V125H44ZM56 126V125H55ZM71 126V125H70ZM80 126V125H79ZM83 126V125H82ZM108 126V125H107ZM131 126H133L132 124H131ZM237 126V127H238ZM16 127V126H15ZM31 127V126H30ZM43 127V126H42ZM58 127H60V125L58 126ZM112 127V126H111ZM120 127V126H119ZM125 127H126V125H125ZM149 127V126H148ZM264 127V126H263ZM37 128V127H36ZM41 128V127H40ZM94 128V127H93ZM92 128V129H93ZM115 128V127H114ZM179 128H180V126H179ZM227 128V127H226ZM17 129V128H16ZM15 129V130H16ZM19 129V128H18ZM62 129V128H61ZM91 129V128H90ZM91 129V130H92ZM202 129V128H201ZM258 129V128H257ZM263 129V128H262ZM12 130V129H11ZM21 130V128L19 129V133H20V135H21V138H22V135H23V133H22V131H20ZM25 130V129H24ZM30 130V129H29ZM32 130H33V128H32ZM58 130V129H57ZM90 130V131H91ZM259 130H261V129H259ZM13 131V130H12ZM25 131H27V130H25ZM44 131V130H43ZM55 131V130H54ZM58 131H60V130H58ZM64 131V130H63ZM85 131V130H84ZM136 131H137V129H136ZM169 131H170V129H169ZM180 131H181V129H180ZM196 131V130H195ZM242 131H243V129H242ZM28 132V131H27ZM33 132V131H32ZM36 132V131H35ZM35 132H33V133H35ZM38 132V131H37ZM56 132V131H55ZM76 132H78V131H76ZM82 132V131H81ZM80 132V133H81ZM164 132H166V131H164ZM201 132V131H200ZM259 132V131H258ZM1 133V132H0ZM16 133V132H15ZM30 133V132H29ZM60 133V132H59ZM62 133V132H61ZM60 133V134H61ZM74 133V132H73ZM127 133V132H126ZM134 133V132H133ZM147 133V132H146ZM175 133V132H174ZM191 133V132H190ZM262 133V132H261ZM13 134H14V132H13ZM28 134V133H27ZM56 134V133H55ZM85 134V133H84ZM118 134V133H117ZM117 134H116V136H117ZM123 134V133H122ZM145 134V133H144ZM161 134V133H160ZM164 134V133H163ZM188 134V133H187ZM232 134V133H231ZM258 134V133H257ZM29 135V134H28ZM69 135V134H68ZM70 135H72V134H70ZM98 135H100V133L98 134ZM108 135V134H107ZM127 135H129V134H127ZM133 135V134H132ZM138 135H139V133H138ZM137 135V136H138ZM145 135H147V134H145ZM191 135V134H190ZM199 136L200 134H198V133H196V136ZM215 135V134H214ZM217 135V134H216ZM215 135V136H216ZM238 135H239V133H238ZM262 135H264V134H262ZM17 136V135H16ZM19 136V135H18ZM30 136V135H29ZM59 136V135H58ZM64 136V135H63ZM63 136L61 137V138H63ZM76 136H77V134H76ZM81 136V135H80ZM101 136V135H100ZM113 136V135H112ZM195 136V135H194ZM194 136H192V137H194ZM197 136V137H198ZM3 137V136H2ZM24 137V136H23ZM27 137V136H26ZM67 137V136H66ZM82 137V136H81ZM81 137L79 138V139H81ZM102 137H104V136H102ZM109 137V136H108ZM114 137V136H113ZM112 137V138H113ZM121 137V136H120ZM142 137V136H141ZM160 137V136H159ZM161 137H162V134H161ZM53 138H55L56 139V137H53ZM107 138V137H106ZM123 138H125V136L123 137ZM166 138H167V136H166ZM190 138H191V136H190ZM264 138V137H263ZM27 139V138H26ZM31 139V138H30ZM58 139V138H57ZM72 139V138H71ZM77 139V138H76ZM101 139V138H100ZM110 139V138H109ZM134 139H136V138H134ZM134 139H133V141H134ZM189 139V138H188ZM20 140V139H19ZM32 140V139H31ZM60 140V139H59ZM65 140V139H64ZM102 140H103V138H102ZM125 140V139H124ZM123 140V141H124ZM137 140V139H136ZM155 140H157L156 138H155ZM164 140V139H163ZM192 140V139H191ZM29 141V140H28ZM28 141H27V143H28ZM106 140L104 139V142H105ZM109 141V140H108ZM131 141H132V139H131ZM132 141V142H133ZM161 141H162V139H161ZM5 142H6V140H5ZM31 144L30 145H32V142L33 141H29ZM48 142V141H47ZM62 142V141H61ZM64 142V141H63ZM75 142V141H74ZM77 142H79V141H77ZM160 142V141H159ZM167 142V141H166ZM182 142V141H181ZM191 142V141H190ZM263 142H264V140H263ZM20 143V142H19ZM57 143V142H56ZM56 143H55V145H56ZM107 143V142H106ZM129 143H131V142H129ZM137 143V142H136ZM156 143V142H155ZM189 143V142H188ZM16 144H17V142H16ZM24 144V147H25V143H23ZM35 144V143H34ZM33 144V145H34ZM48 144V143H47ZM69 144V143H68ZM72 144V143H71ZM118 144H120L119 142H118ZM121 144H122V142H121ZM120 144V145H121ZM128 144V143H127ZM143 144V143H142ZM141 144V145H142ZM177 144V143H176ZM175 144V145H176ZM179 144V143H178ZM11 145H13V144H11ZM27 145V144H26ZM29 145V146H30ZM32 145V146H33ZM42 145V144H41ZM58 146H59V144H57ZM76 145V144H75ZM80 145V144H79ZM78 145V146H79ZM102 145V144H101ZM100 145V146H101ZM107 145H108V143H107ZM119 145V146H120ZM123 145V144H122ZM129 145V144H128ZM127 145V146H128ZM139 145H140V142H139ZM140 145V146H141ZM154 145V144H153ZM152 145V146H153ZM20 146H21V144H20ZM31 146V147H32ZM77 146V147H78ZM104 146V145H103ZM110 146V145H109ZM113 146H116V144L115 145H113ZM2 147V146H1ZM10 147V146H9ZM13 147H14V145H13ZM18 147V146H17ZM60 147V146H59ZM64 147H66L65 145H64ZM63 147V148H64ZM96 147V146H95ZM131 147H132V145H131ZM178 147V146H177ZM16 148V147H15ZM19 148H22V147H19ZM18 148V149H19ZM98 148H99V146H98ZM107 148V147H106ZM105 148V149H106ZM115 148V147H114ZM123 148V147H122ZM129 148V147H128ZM133 148V147H132ZM142 148V147H141ZM4 149V148H3ZM6 149V148H5ZM26 149V148H25ZM65 149V148H64ZM75 149V148H74ZM73 149V150H74ZM104 149V148H103ZM120 149V148H119ZM138 149V148H137ZM146 149V148H145ZM163 149V148H162ZM180 149V148H179ZM11 150V149H10ZM59 150H60V148H59ZM83 150V149H82ZM95 150V149H94ZM94 150H92V152H94ZM97 150V149H96ZM100 150V149H99ZM125 150V149H124ZM141 150V149H140ZM152 150V149H151ZM190 150V149H189ZM20 151H22V149L20 150ZM31 151H32V149H31ZM44 151V150H43ZM61 151H62V149H61ZM101 151V150H100ZM137 151H139V150H137ZM3 152V151H2ZM11 152V151H10ZM18 152V151H17ZM25 152V151H24ZM28 152V151H27ZM27 152H26V155H27ZM78 152V151H77ZM125 152V151H124ZM129 152V151H128ZM133 152V151H132ZM131 152V153H132ZM143 152H144V150H143ZM149 152V151H148ZM178 152H179V150H178ZM41 153V152H40ZM45 153V152H44ZM68 153V152H67ZM106 153V152H105ZM104 153V154H105ZM119 153V152H118ZM133 153H135V150H134V152ZM139 153V152H138ZM138 153L136 154L137 156H138ZM188 153H189V151H188ZM3 154V153H2ZM5 154V153H4ZM13 154V153H12ZM17 154V153H16ZM22 154H24L23 152H22ZM31 154V153H30ZM59 154V153H58ZM64 154V153H63ZM62 154V155H63ZM77 154V153H76ZM117 154V153H116ZM115 153H114V155H116ZM140 154H141V151H140ZM139 154V155H140ZM143 154V153H142ZM1 155V154H0ZM7 155V154H6ZM14 155H15V153H14ZM55 155V154H54ZM68 155V154H67ZM81 155V154H80ZM79 155V156H80ZM88 155V154H87ZM100 155V154H99ZM109 155V154H108ZM113 155V154H112ZM113 155V156H114ZM124 155V154H123ZM132 155V154H131ZM162 155V154H161ZM180 155V154H179ZM240 155V154H239ZM8 156V155H7ZM29 156V155H28ZM82 156V155H81ZM127 156H129V155H127ZM135 156V155H134ZM142 156V155H141ZM189 156V155H188ZM3 157V156H2ZM9 157H10V155H9ZM27 157V156H26ZM32 157V156H31ZM38 157V156H37ZM56 157H57V155H56ZM58 157H59V155H58ZM67 157V156H66ZM89 157V156H88ZM102 157H103V155H102ZM117 157V156H116ZM119 157V156H118ZM130 157V156H129ZM132 157V156H131ZM183 157V156H182ZM198 157V156H197ZM5 158H7V157H5ZM4 158V159H5ZM19 158H20V156H19ZM24 158V157H23ZM62 158H64L65 159V157H62ZM78 158V157H77ZM91 158V157H90ZM99 158V157H98ZM115 158V157H114ZM113 158V159H114ZM152 158H154V157H152ZM162 158V157H161ZM165 158V157H164ZM203 158V157H202ZM205 158V157H204ZM203 158V159H204ZM241 158V157H240ZM3 159V158H2ZM15 160H16V158H14ZM29 159V158H28ZM64 159L62 160V161H64ZM68 159V158H67ZM79 159V158H78ZM81 159V158H80ZM117 159V158H116ZM115 159V160H116ZM120 159V158H119ZM122 159H124V158H122ZM127 159V158H126ZM138 159V158H137ZM156 159V158H155ZM0 160H1V158H0ZM41 160V159H40ZM49 160V159H48ZM82 160V159H81ZM86 160V159H85ZM104 160V159H103ZM106 160V159H105ZM139 160H140V157H139ZM144 160V159H143ZM154 160V159H153ZM163 160V159H162ZM161 160V161H162ZM2 161V160H1ZM60 161V160H59ZM70 161V160H69ZM75 161H78V160H75ZM90 161V160H89ZM88 161V162H89ZM92 161V160H91ZM96 161V160H95ZM100 161V160H99ZM107 161V160H106ZM152 161V160H151ZM9 162V161H8ZM14 162V161H13ZM19 162H20V160H19ZM21 162H22V160H21ZM20 162V163H21ZM36 162V161H35ZM65 162H66V160H65ZM68 162V161H67ZM74 162V161H73ZM98 162V161H97ZM117 162H119L118 161V159H117ZM137 162V161H136ZM258 162H260V161H258ZM2 163H4L3 161H2ZM19 163V164H20ZM27 163V162H26ZM25 162L23 163V164H26ZM45 163V162H44ZM61 163V162H60ZM64 163V162H63ZM76 163V162H75ZM78 163V162H77ZM94 163V162H93ZM104 163V162H103ZM106 163V162H105ZM104 163V164H105ZM148 163H149V161H148ZM151 163V162H150ZM149 163V164H150ZM201 163V162H200ZM65 164V163H64ZM71 164V163H70ZM117 164V163H116ZM133 164V163H132ZM145 164V163H144ZM153 163H151V165H152ZM260 164V163H259ZM259 164H258V166H259ZM8 165V164H7ZM6 165V166H7ZM10 165V164H9ZM59 165V164H58ZM97 165H98V163H97ZM101 165V164H100ZM118 165V164H117ZM127 165V164H126ZM141 165V164H140ZM147 165V164H146ZM247 165V164H246ZM15 166H17V165H15ZM26 166V165H25ZM68 166H70V165H68ZM75 166V165H74ZM77 166V165H76ZM106 166H108V165H106ZM248 166V165H247ZM3 167V166H2ZM10 167V166H9ZM45 167V166H44ZM102 167V166H101ZM105 167V166H104ZM109 167V166H108ZM147 167V166H146ZM150 167V166H149ZM148 167V168H149ZM155 167V166H154ZM214 167V166H213ZM8 168V167H7ZM7 168H5L6 170H7ZM13 168V167H12ZM22 168V167H21ZM56 168V167H55ZM63 168V167H62ZM73 168V167H72ZM99 168V167H98ZM116 168H117V166H116ZM118 168H119V166H118ZM254 168H256V166L254 167ZM9 169V168H8ZM16 169H18V167L16 168ZM67 169H69V168H67ZM85 169V168H84ZM112 169V168H111ZM130 169V168H129ZM259 169H260V171H261V175H260V177H259V179H261V184H262V186H264V159L261 161V164H260V167H259ZM1 170V169H0ZM3 170V169H2ZM46 170V169H45ZM49 170V169H48ZM52 170V169H51ZM66 170V169H65ZM72 170V169H71ZM77 170V169H76ZM83 170V169H82ZM104 170V169H103ZM102 170V171H103ZM114 170V169H113ZM123 170V169H122ZM209 170V169H208ZM253 170V169H252ZM257 170V169H256ZM10 171V170H9ZM13 171V170H12ZM18 171V170H17ZM55 171H57V170H55ZM64 171V170H63ZM68 171V170H67ZM101 171V173H103ZM129 171V170H128ZM251 171V170H250ZM1 172V171H0ZM87 172V171H86ZM85 172V173H86ZM91 172V171H90ZM125 172V171H124ZM127 172V171H126ZM125 172V173H126ZM130 172V171H129ZM149 172V171H148ZM155 172V171H154ZM157 172V171H156ZM171 172V171H170ZM4 173V172H3ZM6 173H8L7 171H6ZM63 173V172H62ZM76 173V172H75ZM74 173V174H75ZM97 173V172H96ZM133 173H134V171H133ZM255 173V172H254ZM253 173V174H254ZM13 174H15V173H13ZM18 174V173H17ZM41 174V173H40ZM60 174V173H59ZM58 174V175H59ZM129 174V173H128ZM132 174V173H131ZM1 175V174H0ZM19 175V174H18ZM65 175H67V174H65ZM70 175V174H69ZM91 175V174H90ZM97 175H98V173H97ZM96 175V176H97ZM110 175V174H109ZM141 175V174H140ZM146 175V174H145ZM209 175H210V172H209ZM7 176V175H6ZM38 176V175H37ZM41 176V175H40ZM50 176V175H49ZM56 176H57V174H56ZM60 176V175H59ZM62 176H64V173L62 174ZM127 176V175H126ZM147 176V175H146ZM119 177V176H118ZM6 178V177H5ZM13 178V177H12ZM61 178V177H60ZM64 178V177H63ZM69 178V177H68ZM99 178H100V176H99ZM129 178V177H128ZM145 178V177H144ZM166 178V177H165ZM50 179V178H49ZM70 179V178H69ZM68 179V180H69ZM133 179V178H132ZM143 179V178H142ZM177 179V178H176ZM253 179V178H252ZM59 180V179H58ZM100 180V179H99ZM179 180V179H178ZM75 181V180H74ZM116 181V180H115ZM119 181V180H118ZM117 181V182H118ZM6 182V181H5ZM4 182V183H5ZM56 182V181H55ZM58 182H60V181H58ZM66 182V181H65ZM112 182V181H111ZM136 182V181H135ZM142 182V181H141ZM146 182H148L147 180H146ZM164 182V181H163ZM178 182V181H177ZM63 183V182H62ZM66 183H68V182H66ZM91 183V182H90ZM93 183V182H92ZM91 183V184H92ZM114 183V182H113ZM133 183V182H132ZM157 183V182H156ZM71 184V183H70ZM72 184H75V183H72ZM78 184H79V182H78ZM90 184V185H91ZM111 184V183H110ZM127 184V183H126ZM192 184H194V183H192ZM7 185V184H6ZM67 185V184H66ZM65 185V186H66ZM99 185H101V184H99ZM107 185V184H106ZM109 185V184H108ZM119 185V184H118ZM123 185V184H122ZM140 185H142V184H140ZM148 185V184H147ZM172 185V184H171ZM229 185V184H228ZM54 186V185H53ZM69 186V185H68ZM67 186V187H68ZM72 186V185H71ZM75 186V185H74ZM88 186V185H87ZM153 186H155V185H153ZM233 186V185H232ZM59 187V186H58ZM101 187V186H100ZM107 187H109V186H107ZM106 187V188H107ZM114 187V186H113ZM112 187V188H113ZM116 187H117V185H116ZM131 187V186H130ZM156 187H157V185H156ZM165 187V186H164ZM176 187V186H175ZM202 187H203V185H202ZM6 188V187H5ZM39 188V187H38ZM60 188V187H59ZM70 188V187H69ZM79 188V187H78ZM81 188V187H80ZM171 188V187H170ZM2 189V188H1ZM53 189H54V187H53ZM101 189V188H100ZM119 189V188H118ZM142 189H143V187H142ZM148 189H150L149 187H148ZM156 188H154V190H155ZM176 189V188H175ZM191 189H192V187H191ZM61 190V189H60ZM63 190V189H62ZM71 190V189H70ZM74 190H75V188H74ZM94 190V189H93ZM99 190V189H98ZM108 190V189H107ZM111 190V189H110ZM109 190V191H110ZM135 190V189H134ZM157 190V189H156ZM65 191V190H64ZM68 191V190H67ZM72 191V190H71ZM79 191V190H78ZM77 191V192H78ZM112 191V190H111ZM120 191V190H119ZM180 191V190H179ZM199 191V190H198ZM262 191H263V189H262ZM4 192H6V191H4ZM59 192H61V191H59ZM69 192V191H68ZM94 192V191H93ZM121 192V191H120ZM143 192V191H142ZM157 192V191H156ZM190 192V191H189ZM237 192V191H236ZM264 192V191H263ZM63 193V192H62ZM100 193V192H99ZM98 193V194H99ZM106 193V192H105ZM108 193H112V192H108ZM60 194V193H59ZM70 194V193H69ZM101 194V193H100ZM135 194V193H134ZM158 194V193H157ZM78 195L79 194H77V198H78ZM105 195V194H104ZM106 195H108L107 193H106ZM110 195V194H109ZM112 195V194H111ZM116 194H114V196H115ZM127 195V194H126ZM142 195V194H141ZM60 196V195H59ZM63 196H64V194H63ZM70 196H71V194H70ZM81 196V195H80ZM117 196H119L118 194H117ZM201 196V195H200ZM58 197V196H57ZM67 197H68V195H67ZM74 197H75V194H74ZM138 197V196H137ZM158 197V196H157ZM56 198V197H55ZM66 198V197H65ZM64 198V199H65ZM87 198V197H86ZM99 198H100V196H99ZM114 198V197H113ZM139 198V197H138ZM141 198V197H140ZM189 198V197H188ZM62 199V198H61ZM98 199V198H97ZM116 199V198H115ZM120 199V198H119ZM262 199H264L263 197H262ZM75 199H73V201H74ZM77 200H79V199H77ZM87 200V199H86ZM110 200H111V198H110ZM134 200V199H133ZM139 200V199H138ZM137 200V201H138ZM143 200V199H142ZM151 200V199H150ZM213 200V199H212ZM84 201V200H83ZM168 201V200H167ZM174 201V200H173ZM183 201H185V200H183ZM210 201V200H209ZM264 201V200H263ZM263 201H261V202H263ZM60 202H62V200L60 201ZM70 202V201H69ZM71 202H72V200H71ZM78 202V201H77ZM80 202V201H79ZM86 203H85V209H87L88 208V206H89V202H88V200L87 201H85ZM94 203H95V201H93ZM92 202V203H93ZM99 202H100V199H99ZM114 202V201H113ZM116 202V201H115ZM118 202H119V200H118ZM172 202V201H171ZM180 202V201H179ZM214 202V201H213ZM82 203V202H81ZM124 203V202H123ZM169 203H170V201H169ZM191 203V202H190ZM209 204H210V202H208ZM44 204V203H43ZM53 204V203H52ZM80 204V203H79ZM96 204V203H95ZM111 204H113V203H111ZM136 204V203H135ZM141 204V203H140ZM145 203H143V205H144ZM257 204V203H256ZM56 205V204H55ZM117 205V204H116ZM183 205V204H182ZM15 206V205H14ZM32 206V205H31ZM42 206V205H41ZM45 206V205H44ZM61 206V205H60ZM174 206V205H173ZM256 206H258V205H256ZM48 207V206H47ZM66 207H67V205H66ZM73 207V206H72ZM135 207V206H134ZM168 207V206H167ZM182 207V206H181ZM4 208V207H3ZM28 208V207H27ZM26 208V209H27ZM38 208H39V206H38ZM68 209H69V207H67ZM122 208V207H121ZM189 208V207H188ZM48 209H49V207H48ZM70 209H71V207H70ZM75 209V208H74ZM115 209V208H114ZM164 209V208H163ZM177 209V208H176ZM175 209V210H176ZM33 210V209H32ZM38 210V209H37ZM80 210V209H79ZM82 210V209H81ZM90 210V209H89ZM174 210V211H175ZM67 211H69V210H67ZM72 211H73V209H72ZM88 211V210H87ZM48 212V211H47ZM64 212V211H63ZM74 212V211H73ZM82 212V211H81ZM98 212V211H97ZM110 212V211H109ZM128 212V211H127ZM203 212V211H202ZM23 213V212H22ZM37 213H39L38 211H37ZM54 213H55V211H54ZM65 213H66V211H65ZM76 213H77V211H76ZM256 213V212H255ZM35 214V213H34ZM41 214H43V211H42V213ZM63 214V213H62ZM73 214V213H72ZM126 214V213H125ZM170 214V213H169ZM175 214H176V212H175ZM188 214V213H187ZM20 215V214H19ZM69 215V214H68ZM79 215V214H78ZM82 216H83V214H81ZM86 215V214H85ZM173 215V214H172ZM254 215V214H253ZM15 216V215H14ZM22 216V215H21ZM39 216V218H40V215H38ZM67 216V215H66ZM70 216H71V214H70ZM98 216V215H97ZM154 216V215H153ZM256 216V215H255ZM33 217V216H32ZM52 218H53V216H51ZM61 217V216H60ZM63 217H64V215H63ZM73 217V216H72ZM71 217V218H72ZM76 217V216H75ZM90 217V216H89ZM225 217V216H224ZM37 218V217H36ZM65 218V217H64ZM87 218V217H86ZM112 218V217H111ZM128 218V217H127ZM236 218V217H235ZM29 219V218H28ZM38 219V218H37ZM55 219V218H54ZM63 219V218H62ZM76 219V218H75ZM84 219V218H83ZM88 219L89 218H87V221H88ZM94 219V218H93ZM182 219V218H181ZM198 219V218H197ZM16 220V219H15ZM23 220V219H22ZM35 220V219H34ZM61 220V219H60ZM64 220H66V218L64 219ZM63 220V221H64ZM77 220V219H76ZM103 220V219H102ZM130 220V219H129ZM192 220V219H191ZM264 220V219H263ZM32 220H30V223H32L31 222ZM38 221V220H37ZM46 221V220H45ZM57 221H58V219H57ZM56 221V222H57ZM62 221V222H63ZM67 221H69V220H67ZM66 221V222H67ZM111 221V220H110ZM180 221V220H179ZM21 222V221H20ZM29 222V221H28ZM39 222V221H38ZM42 222V221H41ZM53 222V221H52ZM66 222H65V224H66ZM92 222H93V220H92ZM135 222V221H134ZM3 223H4V221H3ZM15 223V222H14ZM43 223V222H42ZM78 223V222H77ZM190 223V222H189ZM41 224V223H40ZM44 224V223H43ZM50 224V223H49ZM62 224V223H61ZM64 224V225H65ZM71 224V223H70ZM82 224V223H81ZM83 224H85V222L83 223ZM92 224H95V223H92ZM99 224V223H98ZM113 224H115V223H113ZM136 224V223H135ZM87 225V224H86ZM97 225V224H96ZM173 225V224H172ZM171 225V226H172ZM207 225V224H206ZM12 226V225H11ZM14 226V225H13ZM24 226V225H23ZM74 226V225H73ZM80 226V225H79ZM115 226V225H114ZM113 226V227H114ZM119 226V225H118ZM250 226H251V224H250ZM253 226H254V224H253ZM256 226V225H255ZM259 226V225H258ZM5 227V226H4ZM40 227H41V225H40ZM60 227H61V225H60ZM83 227H87V226H83ZM82 227V228H83ZM92 227V226H91ZM94 227V226H93ZM99 227V226H98ZM142 227V226H141ZM143 227H145V226H143ZM206 227V226H205ZM246 227V226H245ZM27 228V227H26ZM30 230L32 229V227H28ZM36 228H37V226H36ZM106 228V227H105ZM111 228V227H110ZM153 228V227H152ZM208 228V227H207ZM12 229V228H11ZM46 229V228H45ZM70 229V228H69ZM68 229V230H69ZM109 229V228H108ZM124 229H125V227H124ZM136 229V228H135ZM1 230H3L2 228H1ZM5 230V229H4ZM17 230V229H16ZM38 230V229H37ZM49 230H50V228H49ZM62 230V229H61ZM66 230H67V228H66ZM93 232H95V229H91ZM88 231V230H85V229H81V226H80V229L79 230H77V231H75L74 230V232H73V234H72V236L70 237V239H69V244H68V248H67V251H68V253H69V255H71L72 253H73V251H74V249H76L75 247L76 246H78V243H80V242H82L84 239H86L87 237H89L91 234L94 236V233H92V231ZM99 230V229H98ZM114 230H116V229H114ZM144 230V229H143ZM8 231V230H7ZM45 231V230H44ZM71 231V230H70ZM124 231V230H123ZM122 231V232H123ZM133 231H134V229H133ZM249 231V230H248ZM254 231V230H253ZM256 231V230H255ZM4 232V231H3ZM33 232L34 231H32V236H33ZM42 232V231H41ZM50 232H54V231H50ZM57 232H58V230H57ZM72 232V231H71ZM135 232V231H134ZM224 232V231H223ZM236 232V231H235ZM239 232H240V230H239ZM7 233V232H6ZM23 233V232H22ZM59 233V232H58ZM173 233V232H172ZM203 233V232H202ZM205 233V232H204ZM234 233V232H233ZM8 234V233H7ZM15 234H17L16 233V231H15ZM56 234V233H55ZM54 234V235H55ZM61 234V233H60ZM228 234V233H227ZM240 234V233H239ZM248 234V233H247ZM38 235V234H37ZM42 235V234H41ZM53 235V234H52ZM116 235V234H115ZM132 235V234H131ZM241 235V234H240ZM239 235V236H240ZM255 235V234H254ZM262 235V234H261ZM264 235V234H263ZM19 236V235H18ZM30 236V235H29ZM39 236V235H38ZM45 236V235H44ZM48 236V235H47ZM51 236V235H50ZM61 236H63V232H62V235ZM165 236V235H164ZM235 236V235H234ZM248 236V235H247ZM21 237V236H20ZM56 237V236H55ZM97 237V236H96ZM119 237V236H118ZM205 237V236H204ZM245 237V236H244ZM243 237V238H244ZM264 237V236H263ZM10 238V237H9ZM14 238V237H13ZM12 238V239H13ZM33 238V237H32ZM39 238V237H38ZM60 238V237H59ZM116 238V237H115ZM123 238V237H122ZM209 238V237H208ZM248 238V237H247ZM35 239V238H34ZM57 239H58V237H57ZM64 239V238H63ZM67 239V238H66ZM65 239V240H66ZM98 239V238H97ZM109 239V238H108ZM204 239V238H203ZM202 239V240H203ZM215 239V238H214ZM18 240V239H17ZM26 240V239H25ZM27 240H29V239H27ZM32 240V239H31ZM42 240V239H41ZM44 240H45V238H44ZM43 240V241H44ZM59 240H61V239H59ZM115 240V239H114ZM237 240V239H236ZM15 241H16V239H15ZM30 241V240H29ZM62 241V240H61ZM89 241V240H88ZM87 241V242H88ZM95 240L93 239V242H94ZM113 241V240H112ZM118 241V240H117ZM205 241V240H204ZM222 241V240H221ZM232 241H234V240H232ZM238 241V240H237ZM244 241V240H243ZM6 242H8V240H6ZM35 242V241H34ZM84 242V241H83ZM91 243H93L92 242V240L90 241ZM90 242H89V244H90ZM250 242V241H249ZM9 243V242H8ZM21 243H23V242H21ZM31 243V242H30ZM47 243V242H46ZM53 243V242H52ZM58 243V242H57ZM56 243V244H57ZM68 243V242H67ZM97 243V242H96ZM108 243V242H107ZM110 243H111V240H110ZM197 243V242H196ZM239 243H241V242H239ZM247 243V242H246ZM2 244V243H1ZM5 244V243H4ZM24 244V243H23ZM36 244V243H35ZM55 244V243H54ZM151 244V243H150ZM149 244V245H150ZM235 244V243H234ZM233 244V245H234ZM237 244H238V242H237ZM9 245V244H8ZM15 245V244H14ZM62 245V244H61ZM96 245V244H95ZM108 245V244H107ZM148 245V246H149ZM232 245V244H231ZM12 246V245H11ZM34 246V245H33ZM38 246V245H37ZM54 246V245H53ZM83 246H85V245H83ZM83 246H82V248H83ZM100 246V245H99ZM110 246V245H109ZM193 246H194V244H193ZM13 247V246H12ZM23 247V246H22ZM31 247V246H30ZM35 247H36V245H35ZM40 247V246H39ZM58 247V246H57ZM93 247V246H92ZM97 246H95V248H96ZM102 247V246H101ZM206 247V246H205ZM227 247V246H226ZM241 247H243V245L241 246ZM5 248H6V246H5ZM25 248H26V246H25ZM33 249H34V247H32ZM41 248V247H40ZM42 248H44L43 246H42ZM54 248V247H53ZM211 248V247H210ZM220 248V247H219ZM232 249H233V247H231ZM235 248V247H234ZM237 248V247H236ZM4 249V248H3ZM15 248H13V250H14ZM36 249V248H35ZM79 249H81V248H79ZM84 249V248H83ZM115 249V248H114ZM209 249V248H208ZM213 249V248H212ZM225 249H227V248H225ZM5 250V249H4ZM12 250V251H13ZM41 251L43 250V249H40ZM90 250V249H89ZM96 250V249H95ZM112 250V249H111ZM183 250V249H182ZM207 250V249H206ZM209 250H211V249H209ZM37 251V250H36ZM59 251V250H58ZM81 251V250H80ZM105 251V250H104ZM117 251H119V250H117ZM198 251V250H197ZM200 251V250H199ZM227 251H229V250H227ZM8 252H9V250H8ZM22 252V254H23V251H21ZM25 252H26V250H25ZM27 252H28V250H27ZM82 252H86V251H82ZM82 252H80V253H82ZM93 252V251H92ZM109 252H110V250H109ZM226 252V251H225ZM243 252V251H242ZM263 252V251H262ZM261 251H256L255 252V255L260 259V263H258V264H264V254L262 253ZM13 253V252H12ZM11 253V254H12ZM30 253H32V251L30 252ZM51 253H53V252H51ZM77 253V252H76ZM112 253V252H111ZM233 253V252H232ZM231 253V254H232ZM236 253V252H235ZM239 253H241V252H239ZM8 254V253H7ZM26 254V253H25ZM29 254V253H28ZM34 254H36V253H34ZM47 254V253H46ZM79 254V253H78ZM83 254V253H82ZM98 254V253H97ZM118 254V253H117ZM219 254V253H218ZM19 255H20V253H19ZM55 255V254H54ZM81 255V254H80ZM79 255V256H80ZM207 255H208V253H207ZM211 255V254H210ZM229 255V254H228ZM10 256V255H9ZM9 256H8V258H9ZM17 256V255H16ZM30 256H32L31 254H30ZM53 256V255H52ZM66 256V255H65ZM77 256V255H76ZM90 256H92L91 254H90ZM221 256H223V255H221ZM233 256H235V255H233ZM6 257V256H5ZM14 257V256H13ZM25 258L27 257V256H24ZM36 257V256H35ZM62 257H64V255L62 256ZM67 257V256H66ZM81 257V256H80ZM80 257H77V259L78 258H80ZM108 257V256H107ZM112 257V256H111ZM118 257V256H117ZM117 257H116V259H117ZM205 257V256H204ZM209 257V256H208ZM18 258H20V257H18ZM41 258V257H40ZM58 258H59V256H58ZM61 258V257H60ZM68 258H69V256H68ZM86 258V257H85ZM91 258V257H90ZM95 258V257H94ZM105 258V257H104ZM114 258V257H113ZM219 258V257H218ZM11 259V258H10ZM13 259V258H12ZM45 259V258H44ZM48 259V258H47ZM62 259V258H61ZM72 259V258H71ZM122 259V258H121ZM128 259V258H127ZM196 259V258H195ZM203 259V258H202ZM205 259V258H204ZM16 260V259H15ZM24 260V259H23ZM22 260V261H23ZM26 260V259H25ZM43 260V259H42ZM59 260V259H58ZM10 261V260H9ZM8 261V262H9ZM18 261V260H17ZM21 261V260H20ZM27 261V260H26ZM73 261V260H72ZM94 261V260H93ZM97 261V260H96ZM124 261V260H123ZM229 261V260H228ZM258 261V260H257ZM62 262V261H61ZM60 262V263H61ZM64 262V261H63ZM80 262V261H79ZM102 262V261H101ZM115 262V261H114ZM113 262V263H114ZM118 262V261H117ZM223 263H224V261H222ZM13 263H15V262H13ZM21 263V262H20ZM55 263V262H54ZM57 263H58V261H57ZM59 263V264H60ZM90 263V262H89ZM50 264V263H49ZM67 264H68V262H67ZM71 264V263H70ZM92 264V263H91ZM101 264V263H100ZM116 264V263H115ZM129 264V263H128ZM201 264V263H200Z\"/></svg>",
    "mask_w": 264,
    "mask_h": 264
}]
</instances>
